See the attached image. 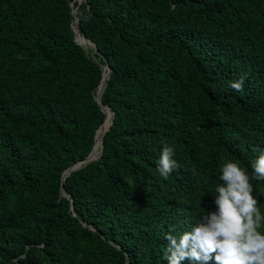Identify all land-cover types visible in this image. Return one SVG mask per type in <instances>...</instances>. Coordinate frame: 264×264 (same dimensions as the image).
Returning a JSON list of instances; mask_svg holds the SVG:
<instances>
[{"label": "trees", "instance_id": "1", "mask_svg": "<svg viewBox=\"0 0 264 264\" xmlns=\"http://www.w3.org/2000/svg\"><path fill=\"white\" fill-rule=\"evenodd\" d=\"M105 66L101 151L62 180L105 120ZM258 149L264 0H0V264H167L166 234L214 207L219 165L251 177Z\"/></svg>", "mask_w": 264, "mask_h": 264}, {"label": "clouds", "instance_id": "2", "mask_svg": "<svg viewBox=\"0 0 264 264\" xmlns=\"http://www.w3.org/2000/svg\"><path fill=\"white\" fill-rule=\"evenodd\" d=\"M242 81L231 83L237 91ZM251 162L252 176L239 162L224 160L214 186L212 210H205L188 230L166 234L167 264H264V214L253 195L251 178L264 180V149ZM173 147L164 144L157 172L167 179L178 168Z\"/></svg>", "mask_w": 264, "mask_h": 264}, {"label": "water", "instance_id": "3", "mask_svg": "<svg viewBox=\"0 0 264 264\" xmlns=\"http://www.w3.org/2000/svg\"><path fill=\"white\" fill-rule=\"evenodd\" d=\"M77 1L80 2L81 0H77ZM71 5H72V3H70V6H71ZM73 12H75V9H73V10L71 11V13H73ZM71 27H72L74 33H76V31H78V27H77L76 24H74V22H71ZM80 35H81V34H80ZM84 39L87 40L86 38H84ZM74 40L76 41L75 38H74ZM78 44H79V43H78ZM91 44H92L91 46L87 44V46H85V47H87L88 49H90V50H92V51H94V52H97V49L95 48L94 44H93L92 42H91ZM79 45H80V44H79ZM83 49H84V48H83ZM104 69H105V76L103 77V75H102V78H101V80H100V82H101V81L103 82V85H104L105 79L108 77V74H109V71H110L109 66H105ZM100 82H99V84H100ZM99 84H98V85H99ZM102 87H103V86H102ZM101 90H102V89H101ZM100 93H101V91H100ZM100 93H99V95H97V93H96V95H95V97H94L95 101H97V103L99 104L100 109H101V111H102L103 113H104L103 106H106V107L108 108V110L110 111V114H111V110H110L109 106L104 105V104L101 103V100L99 99ZM102 123H103V122H102ZM102 123L99 125V127H98V128L96 129V131H95L93 145H92V148H91V150L89 151V153L86 155V157H85L84 159L72 163V165L69 166V167L63 172L62 180L64 179L65 175H67V174L69 173L70 170H74V169L80 167L82 164H85V163H87V162H89V161H91V160H94V159L98 156V154H99L100 151H101V146H102V144H101V135L105 132V130H106L107 128H106V129L101 133V135H100V138H99V148H98V154H97V156L94 157V158H92V157H91V152H92L93 147H94V144H95V142H96V134H97V131H98V129L100 128V126L102 125ZM108 125H109V124H108ZM107 127H108V126H107ZM63 194H64V191H63V187L61 186V195H63Z\"/></svg>", "mask_w": 264, "mask_h": 264}, {"label": "bare ground", "instance_id": "4", "mask_svg": "<svg viewBox=\"0 0 264 264\" xmlns=\"http://www.w3.org/2000/svg\"><path fill=\"white\" fill-rule=\"evenodd\" d=\"M74 24H76V20H74ZM76 36L84 43L85 46L88 45H92L90 41L88 40H85L80 34L78 31H76ZM105 76V72L103 73V77ZM102 86H103V82L101 81L100 84L98 85V88H97V95H99L101 89H102ZM103 110L105 112V120L104 122L102 123V125L100 126V128L98 129L97 131V134H96V142L94 144V147H93V150L91 152V157L94 158L96 157V149L97 146L99 145V138H100V135L101 133L107 128L108 126V122H109V118H110V111L108 110V108L106 106H103Z\"/></svg>", "mask_w": 264, "mask_h": 264}, {"label": "rangeland", "instance_id": "5", "mask_svg": "<svg viewBox=\"0 0 264 264\" xmlns=\"http://www.w3.org/2000/svg\"><path fill=\"white\" fill-rule=\"evenodd\" d=\"M75 39H76V42L79 43L84 48L85 51L88 50V48L85 47L84 43L76 35H75ZM98 147L99 146H97V148H95L96 149V155L98 154Z\"/></svg>", "mask_w": 264, "mask_h": 264}]
</instances>
